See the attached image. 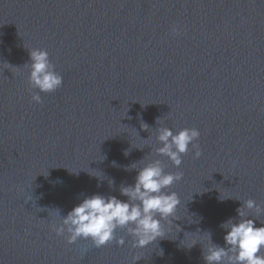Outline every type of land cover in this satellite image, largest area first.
<instances>
[{"label":"water","instance_id":"obj_1","mask_svg":"<svg viewBox=\"0 0 264 264\" xmlns=\"http://www.w3.org/2000/svg\"><path fill=\"white\" fill-rule=\"evenodd\" d=\"M32 48L62 76L56 90L30 88ZM158 126L198 129L201 156L158 155ZM154 159L182 172L164 238L134 248L118 228L123 245L95 247L55 233V209L126 200V166ZM247 199L264 208V0H0V264H205L207 232L224 246L220 224Z\"/></svg>","mask_w":264,"mask_h":264},{"label":"clouds","instance_id":"obj_2","mask_svg":"<svg viewBox=\"0 0 264 264\" xmlns=\"http://www.w3.org/2000/svg\"><path fill=\"white\" fill-rule=\"evenodd\" d=\"M171 31L173 34L178 33L175 25ZM29 58L30 62L26 64L31 89L52 92L62 85L63 78L54 70L46 50L32 48L29 50ZM38 92H33L31 96L36 103L41 102ZM159 120L157 118V124ZM143 125V129L149 128L146 123ZM155 132L156 140L160 142L155 152L166 156L173 165H181L182 155L189 151V145L194 149V157L201 156L199 145L194 143L200 135L195 127H183L174 132L169 127L158 126ZM124 155H128L127 150ZM112 163L115 166L116 162ZM129 168L136 169L134 182L131 185L122 183L119 187L120 194L126 196V200L99 193L85 195L66 215H61L59 209H55L60 218V222L53 227L55 233H66L65 238L69 244L78 239H87L95 247H101L113 240L118 245H123L124 238H118L115 234L118 228L125 229L134 237V248H144L158 237L164 238L162 222L173 224L177 220L175 213L180 204L177 193L165 189L180 180L182 172H166L159 159L142 165L133 163L126 166V170ZM72 173L78 174V171ZM113 184L114 180H109V185ZM218 199L223 201L225 198L219 195ZM253 210L257 214L264 212L260 204L253 199H247L236 208L238 219L229 218L221 222L220 227L226 230L223 236L224 246L213 243L211 233L207 232L210 245L202 253L205 264H264V224L257 227L254 219L249 218L253 217L249 215ZM160 254L163 255V249H160ZM140 258L135 257L133 264Z\"/></svg>","mask_w":264,"mask_h":264}]
</instances>
